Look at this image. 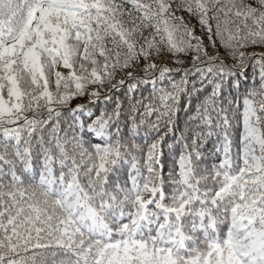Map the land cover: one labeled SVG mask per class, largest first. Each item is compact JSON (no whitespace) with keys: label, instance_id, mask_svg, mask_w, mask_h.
<instances>
[{"label":"snow or ice","instance_id":"6c2138e0","mask_svg":"<svg viewBox=\"0 0 264 264\" xmlns=\"http://www.w3.org/2000/svg\"><path fill=\"white\" fill-rule=\"evenodd\" d=\"M0 264H264V0H0Z\"/></svg>","mask_w":264,"mask_h":264},{"label":"trees","instance_id":"16d2710c","mask_svg":"<svg viewBox=\"0 0 264 264\" xmlns=\"http://www.w3.org/2000/svg\"><path fill=\"white\" fill-rule=\"evenodd\" d=\"M192 23H195V21H192ZM260 49H249V51H259ZM248 71H249V73H251V71H252V69L251 68H249L248 69ZM182 115V114H181ZM180 124H181V126H182V121L180 122ZM222 230H223V232H226L227 231V227H226V225L225 226H222Z\"/></svg>","mask_w":264,"mask_h":264}]
</instances>
